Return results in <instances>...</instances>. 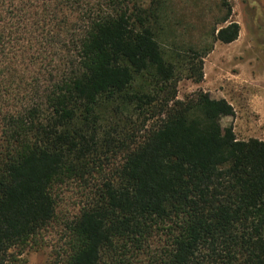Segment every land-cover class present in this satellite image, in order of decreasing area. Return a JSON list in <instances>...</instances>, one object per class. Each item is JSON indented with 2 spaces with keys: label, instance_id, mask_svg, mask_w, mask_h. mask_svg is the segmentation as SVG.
Instances as JSON below:
<instances>
[{
  "label": "trees",
  "instance_id": "obj_1",
  "mask_svg": "<svg viewBox=\"0 0 264 264\" xmlns=\"http://www.w3.org/2000/svg\"><path fill=\"white\" fill-rule=\"evenodd\" d=\"M165 1L0 0V264L67 184L84 203L50 264H264V140L222 126L224 98L177 97L207 51L165 43Z\"/></svg>",
  "mask_w": 264,
  "mask_h": 264
},
{
  "label": "rangeland",
  "instance_id": "obj_2",
  "mask_svg": "<svg viewBox=\"0 0 264 264\" xmlns=\"http://www.w3.org/2000/svg\"><path fill=\"white\" fill-rule=\"evenodd\" d=\"M229 3L230 20L238 23L240 30L236 40L224 44L212 36L213 29L226 25L221 23L225 11L220 0L165 1L162 22L167 21L165 33L169 35L165 43L178 50L191 47L207 51L201 58L203 78L199 83L187 77L186 66H177V97L184 99L203 90L213 98H224L235 113L222 118V126L232 127L239 140H264V0ZM166 56L171 57L169 52ZM54 197L56 218L24 250L14 251L16 264H50L59 249L65 222L84 203L74 184L56 187Z\"/></svg>",
  "mask_w": 264,
  "mask_h": 264
}]
</instances>
